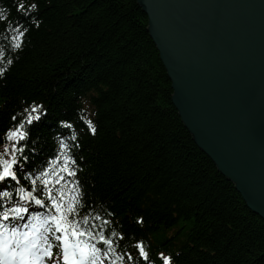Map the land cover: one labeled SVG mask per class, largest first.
<instances>
[{
  "label": "trees",
  "instance_id": "obj_1",
  "mask_svg": "<svg viewBox=\"0 0 264 264\" xmlns=\"http://www.w3.org/2000/svg\"><path fill=\"white\" fill-rule=\"evenodd\" d=\"M31 3L38 7H17ZM147 28L137 0H0V152L10 144L6 130L34 103L47 108L38 124L24 121L31 137L21 143L34 157L27 170L46 166L63 136L84 214L107 219L115 239L105 264L137 255V240L152 264H165L161 253L171 264H264V220L185 128ZM20 185L30 180L21 176Z\"/></svg>",
  "mask_w": 264,
  "mask_h": 264
},
{
  "label": "water",
  "instance_id": "obj_2",
  "mask_svg": "<svg viewBox=\"0 0 264 264\" xmlns=\"http://www.w3.org/2000/svg\"><path fill=\"white\" fill-rule=\"evenodd\" d=\"M197 147L264 220V0H137Z\"/></svg>",
  "mask_w": 264,
  "mask_h": 264
},
{
  "label": "snow or ice",
  "instance_id": "obj_3",
  "mask_svg": "<svg viewBox=\"0 0 264 264\" xmlns=\"http://www.w3.org/2000/svg\"><path fill=\"white\" fill-rule=\"evenodd\" d=\"M17 7L21 10L36 9L38 4H18ZM24 35L23 30L18 33L21 39ZM12 40L16 41L15 47L21 46L17 36H13ZM3 71L0 68V72ZM47 111L43 105L34 103L16 126L6 130L5 140L10 144L6 143L4 151L0 152V187H3L0 196L10 198L15 194L25 203L13 202L11 207L0 211V264H105L104 258L113 256L115 239L109 238L105 231L107 219L97 223L98 217L84 214L86 207L75 179L76 157L63 136L58 144L59 151L46 166L38 171L27 170L34 157L25 154V145L21 143L31 137V129H25L24 121L28 125L33 122L38 124ZM58 123L71 129L68 120ZM88 125L90 131L95 133L93 122L88 121ZM21 176L30 180V186L20 185ZM8 185L15 191H9ZM28 202L46 211L33 210L29 217L31 222L24 223V215L29 212ZM10 218L16 222L13 226L6 223ZM108 231H111L112 237L116 236L115 231ZM134 250L137 255L132 252L115 255L114 264H125L126 260L133 264L138 260L152 264L150 253L142 240L135 242ZM160 256L165 264H171V256L163 253Z\"/></svg>",
  "mask_w": 264,
  "mask_h": 264
},
{
  "label": "bare ground",
  "instance_id": "obj_4",
  "mask_svg": "<svg viewBox=\"0 0 264 264\" xmlns=\"http://www.w3.org/2000/svg\"><path fill=\"white\" fill-rule=\"evenodd\" d=\"M34 210V207H30V211Z\"/></svg>",
  "mask_w": 264,
  "mask_h": 264
}]
</instances>
